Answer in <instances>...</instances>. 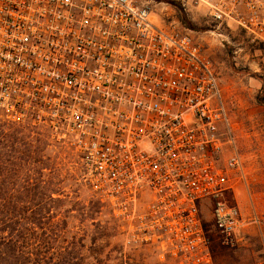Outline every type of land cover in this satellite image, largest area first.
I'll use <instances>...</instances> for the list:
<instances>
[{
    "label": "built area",
    "instance_id": "2783aa9c",
    "mask_svg": "<svg viewBox=\"0 0 264 264\" xmlns=\"http://www.w3.org/2000/svg\"><path fill=\"white\" fill-rule=\"evenodd\" d=\"M154 1L0 0V124L68 149L127 244L212 264L204 204L236 245L245 221L224 196L242 163L213 63L177 19L154 17ZM188 1L264 44V0Z\"/></svg>",
    "mask_w": 264,
    "mask_h": 264
},
{
    "label": "rangeland",
    "instance_id": "374dc122",
    "mask_svg": "<svg viewBox=\"0 0 264 264\" xmlns=\"http://www.w3.org/2000/svg\"><path fill=\"white\" fill-rule=\"evenodd\" d=\"M152 4L158 20L172 18L180 22V18H185L186 24L181 25L197 39L213 63L228 120L224 128L229 141L227 148L236 152L242 163V174L234 175L233 188L224 196L226 204L237 207L245 221L236 245L222 243L213 226L211 203L204 204L206 210L202 219L210 239L212 264H264L261 253L253 252L249 244L251 237L264 239V105L257 102L258 96L264 98V44L253 41L237 29L214 25L205 11L190 1L155 0ZM0 127L16 130L21 136L46 140L47 147L41 155L55 161L62 180L60 187L71 193L70 196H78L85 206L101 204V213L94 218L108 228L107 237L102 240L106 264H174L172 260L156 257L153 247L126 243L122 224L81 180L75 158L68 149L37 130L3 124ZM73 216L70 224L78 226L79 217L76 213ZM250 221L253 223L248 224ZM88 231L86 240L90 243L93 228Z\"/></svg>",
    "mask_w": 264,
    "mask_h": 264
},
{
    "label": "trees",
    "instance_id": "16d2710c",
    "mask_svg": "<svg viewBox=\"0 0 264 264\" xmlns=\"http://www.w3.org/2000/svg\"><path fill=\"white\" fill-rule=\"evenodd\" d=\"M257 102L264 105V98ZM46 147V140L0 127V264H106L108 228L94 218L101 204L85 206L60 187L55 161L41 155ZM73 213L78 226L70 224ZM249 244L264 262V239L251 237Z\"/></svg>",
    "mask_w": 264,
    "mask_h": 264
}]
</instances>
